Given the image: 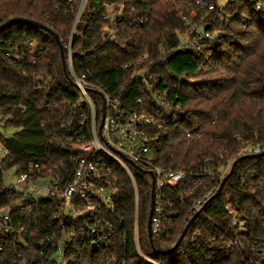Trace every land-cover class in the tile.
<instances>
[{
    "label": "trees",
    "instance_id": "trees-1",
    "mask_svg": "<svg viewBox=\"0 0 264 264\" xmlns=\"http://www.w3.org/2000/svg\"><path fill=\"white\" fill-rule=\"evenodd\" d=\"M184 1L90 0L85 23L80 26L83 36L74 41L72 57L77 76L97 84L121 107L134 111L140 108L138 99L147 104L148 95L144 85L131 79V71L123 66L147 53L150 72L158 78L157 87L177 97L186 113L154 144L152 161L164 169L190 172L208 158L216 161L221 149L228 153L227 159L235 162L240 159L238 153L244 143H264V0L253 4L229 1L223 14H208L206 18L215 19L212 28L223 34L192 53L176 51L186 31L176 7ZM216 1L211 0L213 4ZM104 2L125 4L111 37H107L102 20L106 13L101 7ZM94 7L98 8L96 12L91 11ZM75 8L66 0H0V26L12 18L30 19L55 32L65 44ZM135 18L147 21L132 28L129 23ZM222 20L229 21V25H223ZM206 22L205 19L203 23ZM29 41L35 45L33 53L26 45ZM16 55L24 59L18 61ZM190 79L195 83L190 85ZM75 103L67 68L65 72L59 48L50 35L22 24L0 32V107L4 114L12 116L4 130L17 129L11 137L0 134V142L9 151L8 168L23 172L36 162L66 161L69 156L61 150V141L68 138V133L63 135L60 126L73 121ZM145 108L152 112V108ZM188 132L200 133V137L188 139ZM55 135L65 139L60 141ZM117 173L119 193L111 219L122 221L123 236L115 239L108 251L91 256L73 252L69 264H151L139 255L134 243L132 180L121 170ZM134 176L139 193V246L143 256L154 264H251L250 258L264 250V157L237 164L222 191L206 204L176 251L171 249L191 219L192 204L201 188L191 191L194 179L187 178L179 186L165 190V212L176 216L171 224L164 225L161 235L153 237L151 244L147 231L151 180L145 170L134 172ZM227 197L238 211L243 229L232 226V218L225 211ZM11 202L0 195V208ZM54 213L55 207L48 203L33 205L29 213H16V221L26 231L29 250L37 251L38 240L55 231ZM5 242L0 264H18L20 259L40 262L17 239L0 238V246Z\"/></svg>",
    "mask_w": 264,
    "mask_h": 264
},
{
    "label": "built area",
    "instance_id": "built-area-1",
    "mask_svg": "<svg viewBox=\"0 0 264 264\" xmlns=\"http://www.w3.org/2000/svg\"><path fill=\"white\" fill-rule=\"evenodd\" d=\"M66 1L76 7L68 40L65 44L61 42L69 82L74 84L71 86L76 103L71 111L73 121L60 126L63 135L68 133V138L65 141H61L65 139L64 136L59 138L55 135V138L61 141V150L69 157L66 161L49 159L36 162L20 172L7 167L9 151L0 142V195L12 200L11 204L0 208V238L3 241L8 238L17 239L29 250L24 238L26 231L22 224L16 221V213L20 211L29 213L33 205L48 203L55 207L53 220L56 229L38 240L37 251H27L28 253L33 251L40 262L20 259L18 264H69L73 252L91 256L96 252L108 251L115 239L123 236L120 225L122 221L116 223L111 219L116 213L119 193L117 171L121 170L131 178L135 189L136 215L133 236L136 249L147 262L154 264L143 256L139 246V193L134 172H142L137 168L145 170L149 176L151 192L154 180L155 200L151 223L154 237L161 235L164 225L171 224L176 216L174 212H165L166 189L179 186L187 178L194 179L191 191L197 188H201V191L198 198L193 201L192 218L216 195L234 162L227 159L228 153L221 149L216 161L208 158L198 167L193 166L194 169L190 172L164 169L154 164L152 161L155 154L154 144L186 115L178 98L170 97L167 90L161 91L157 87L158 78L150 72L147 53L123 66V69L131 71V79H137L146 88L148 102L145 104L143 99H138L139 110L131 111L121 107L120 102L112 99L100 86L89 82L83 76H77L73 68L72 47L74 41L83 36L80 26L85 23L84 18L90 0ZM254 1L244 0L247 4H253ZM101 7L106 10L102 16L106 23V35L111 37L114 33V22L121 16L125 4L104 2ZM257 8L260 10V6ZM61 9V6L57 7L58 11ZM97 10L96 7L91 9L94 12ZM224 10V7H216L211 0H185L177 6L176 13L184 23L186 31L181 36L182 40L176 51L185 53L200 51L222 36L219 29L212 28L215 23L213 17L209 16L206 18L207 22L203 23L205 20L202 21L200 16L205 13L211 15L215 11L223 14ZM67 12L65 9L64 13ZM130 13L134 14L135 10L131 9ZM146 21L147 18H135L129 26L139 28ZM26 45L31 53L35 51L33 42L29 41ZM14 58L18 61L24 59L21 55ZM145 106L152 108V112ZM11 121L12 116L4 114L0 107L2 136H5L3 133L5 126ZM186 137L196 139L200 137V133L188 132ZM262 153L264 143H244L238 156L251 157ZM11 171L14 173V179L9 182L8 174ZM260 183H263L262 180ZM180 199L182 200V196ZM225 211L232 218V226L243 229V223L230 197H227ZM5 246L6 242L0 246V252L4 251ZM253 250L256 251L255 248ZM250 263L264 264V250L255 253L250 258Z\"/></svg>",
    "mask_w": 264,
    "mask_h": 264
},
{
    "label": "water",
    "instance_id": "water-1",
    "mask_svg": "<svg viewBox=\"0 0 264 264\" xmlns=\"http://www.w3.org/2000/svg\"><path fill=\"white\" fill-rule=\"evenodd\" d=\"M14 24H22V25H27L31 28L37 29V30H41L46 32L47 34H49L53 40L55 41V43L57 44L59 51H60V56H61V61L63 64V69L66 72V63H65V55L63 52V46L61 43V40L59 38V36L51 31L50 29H48L47 27L41 25L40 23H37L33 20L30 19H26V18H12L10 20H8L7 22H5L4 24H2L0 26V32L4 31L6 28L14 25ZM71 85L74 86V84L70 81ZM105 111V108H104ZM264 157V153L257 155V156H251V157H241L240 159H238L237 161H235L232 164V167L228 173V175L223 179L222 184L219 188V190L217 191L216 195H218L222 189L224 188L225 184L227 183V181L230 179V177L232 176L235 167L237 166V164L242 161V160H246V159H256V158H261ZM138 171L142 172L141 169L137 168ZM154 200H155V194H154V180H153V186H152V192H151V206H150V213H149V218H148V222H147V231H148V236L150 239L151 244L153 243V234L151 231V223H152V215H153V209H154ZM203 210H200L197 214H195L190 221L187 223L186 227L184 228L183 232L181 233L179 239L177 240V242L175 243V245L173 246V248L171 249V251H176L180 245L182 244L183 240L185 239L187 232L189 231L190 227L192 226V224L195 222V220L198 218V216L202 213Z\"/></svg>",
    "mask_w": 264,
    "mask_h": 264
},
{
    "label": "rangeland",
    "instance_id": "rangeland-1",
    "mask_svg": "<svg viewBox=\"0 0 264 264\" xmlns=\"http://www.w3.org/2000/svg\"><path fill=\"white\" fill-rule=\"evenodd\" d=\"M229 1L235 2L237 0H217L215 5H216V7H226L227 4L229 3ZM207 16H208V13H205V14H203L202 17L201 16L200 17H201V19L203 21V20L206 19ZM222 23H223V25H229V21L222 20ZM222 34H223V32H222ZM188 83L190 85H192L195 82L192 79H190ZM16 132H17V129H15V128H8V129L3 131L4 135L7 136V137L13 136ZM13 179H14V173H13V171H11L8 174V181L9 182L13 181Z\"/></svg>",
    "mask_w": 264,
    "mask_h": 264
}]
</instances>
